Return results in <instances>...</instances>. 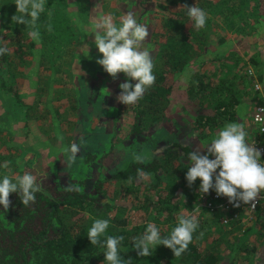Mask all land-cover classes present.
<instances>
[{
    "label": "trees",
    "instance_id": "16d2710c",
    "mask_svg": "<svg viewBox=\"0 0 264 264\" xmlns=\"http://www.w3.org/2000/svg\"><path fill=\"white\" fill-rule=\"evenodd\" d=\"M59 2L60 0H48L46 11L41 14L38 21L41 38L56 22V16L49 15V11L57 8ZM193 5L207 14L206 24L201 29L195 28L184 7ZM166 6L162 10L164 12H159L161 16L157 20L158 28L165 31L163 34L166 39L161 44L162 59L153 62L155 83L136 104L120 103L113 112L109 111L106 116L113 126L110 136L100 134L103 126L92 129L93 135L98 139L108 138L106 143L98 140L95 147H86L81 141L76 142L80 145V151L65 182L55 172L47 177L39 176L36 180L42 190L36 193L35 201L27 206L20 202L19 194H10L8 212L0 209V264H107L104 261V250L91 245L87 238L88 229L97 218L110 220L107 235L124 238L121 256L126 264H228L230 257L235 263L234 259L240 253L250 257L258 254V250L256 253L253 247H246L247 243H231L229 235L235 232L247 237L258 232L261 234L264 227L262 212L255 214L257 217L254 229L236 223L231 228L224 229L223 216L208 217L196 210L200 181L198 178L191 186L186 181L189 162L187 154L194 148L185 138L170 143L162 157H158L156 153L149 158L152 152H142L148 157L145 163L140 164L130 159L131 163L122 170L118 169L124 161L118 158L135 147L138 148L137 153H141L144 149H141L144 147L143 141L146 145L150 142L152 134L148 135L149 130H146L147 117L156 113L154 107L169 101V96L174 91L175 77L178 75L179 79L187 70L212 62L205 61V57L210 48V37L214 34V18L215 21L221 20L220 29L226 33L219 37L217 48L223 49L230 43L227 34L232 31L245 39L264 40V0H166ZM15 13V0H0V38L5 41L12 39L14 42L7 41L9 51L0 55L1 87L19 99L17 88H20L23 80L11 73L17 67L15 61H20L23 66L26 64L25 58L32 53L35 42L29 38L30 29L27 26L12 22L11 17ZM163 34L157 36L164 37ZM237 61L241 62L240 59ZM250 63L259 74L258 80L264 82V51L251 58ZM217 74L213 76L197 73L194 76L189 92H196L203 97L211 93L208 95L216 97L217 102L213 107V114L199 117L191 131L195 134L197 132L196 138L206 144L225 123L242 122L249 133L248 142L251 144L253 140L261 141L252 124L253 108L261 100L260 96L253 93L251 80L247 75L239 76L231 71L226 76H223L224 73ZM211 82L218 83L209 92ZM103 105L104 102L100 107ZM242 106L248 108L244 115L241 113ZM94 109H97L96 104ZM45 112L54 114L59 123L61 117L64 122H68L55 108L45 109ZM71 120L75 128L87 123L82 112L79 117H72ZM55 122L51 120L50 125L55 127ZM78 138L80 135L76 133L71 142ZM125 141L131 144L126 146ZM117 151L118 158L115 157ZM177 164L178 175H175L173 170ZM81 166L85 170L84 174L80 173ZM163 173L174 184L178 180V186L170 180L165 184L163 181L166 177H162ZM146 179L148 183H144ZM151 179H155L154 183H151ZM177 188L178 193L183 190L185 194L179 196L178 203H175ZM113 195H122L125 200L130 198V202L128 205L119 203ZM181 207L187 209L186 213L182 212ZM180 214L195 215L199 221L192 242L180 257H175L167 247L162 251L163 256L161 252L153 251L147 257H140L136 250L131 249L134 240L144 233L148 223L156 224L161 229V234L162 226L169 225V232L165 235L168 236ZM259 227L261 230H258ZM262 255L263 257H259L264 258V253Z\"/></svg>",
    "mask_w": 264,
    "mask_h": 264
},
{
    "label": "rangeland",
    "instance_id": "374dc122",
    "mask_svg": "<svg viewBox=\"0 0 264 264\" xmlns=\"http://www.w3.org/2000/svg\"><path fill=\"white\" fill-rule=\"evenodd\" d=\"M166 8V0H60L57 8L49 11V15L56 16V22L40 42L35 43L32 53L25 58L26 64L23 66L20 61H15L17 67L11 73L23 80L20 88H17L20 98L17 99L14 94L4 90L0 81V165L5 163L8 165L7 168L0 167V176L16 177L28 172L38 178L47 177L55 172L57 177L65 182L70 169L66 163L65 148H70L78 141L86 147L88 145L95 147L98 140L104 143L109 140L98 139L93 135L92 129L103 126L100 134L108 136L112 134L113 126L106 115L110 110L120 106L117 100L121 92L119 85L125 82L126 78L120 73L113 79L96 62L101 54L94 45V36L87 29L91 26V21L100 16L110 15L114 22L119 24L126 12H133L138 22L149 28L146 42L147 47L152 51L153 62L160 61L161 44L166 36L163 34L165 31L161 27L158 28L157 20L164 12L162 10ZM210 17L213 19L212 14ZM213 20L214 34L210 37V48L205 57V61L212 62H205L202 66L197 65L187 70L179 79L177 75L169 101L154 107L156 113L147 117L146 130H149L148 135L152 134V136L148 145L143 141L144 147L141 149H144L140 152H152L149 158L156 153L158 157H162L174 140L185 138L194 149L202 144L196 138L198 133L195 134L191 130L195 128L199 117L213 114L217 98L208 95L211 93L203 97L196 92H189L197 73L213 76L224 73L223 76H226V73L231 71L239 76L246 74L248 76L250 71H254L256 77H259L250 59L264 51V40L260 42L258 38L245 39L232 31L227 34L230 43L223 49L217 48L219 37L226 33L220 29L221 20L215 21V18ZM256 27L258 28L257 25ZM157 34H163L165 38ZM7 41L13 42L12 39ZM86 45L89 50L88 56L84 55L87 52ZM239 59L241 62L237 61ZM245 64L248 66L245 67ZM3 75L7 77V74L3 73ZM217 83L211 82L209 92ZM103 102V107H100ZM94 104L97 109H94ZM53 108L58 110L60 115H64L68 122H64L61 117L59 123L54 114L45 112V109ZM247 110V106H242L241 113L244 115ZM81 112L87 123L85 126L75 128L71 119L79 117ZM51 120L56 121L55 127L50 125ZM75 132L80 138L71 142L76 136ZM125 144L128 146L131 142L125 141ZM145 145L148 146L147 149ZM137 150V147L129 149L120 158L117 157L120 150L117 151L115 157L124 161L121 167H116H119V170L125 168L131 163L130 159H133V154L137 153ZM177 169L178 164L173 170L175 175H178ZM80 173H85L83 166ZM162 177H166V173H163ZM153 180L155 179L150 180L151 183H154ZM169 180L174 184V181L167 177L163 182L166 184ZM145 181L144 183H148V179ZM174 185L178 186V180ZM184 194L183 190L178 193L177 188L174 202L178 203V197ZM112 197L125 205L130 202V198L125 200L122 195ZM186 211L187 209L182 208L183 213ZM162 231L163 236L167 235L169 225H163ZM131 249L135 250L134 247ZM164 249L165 246L160 245L153 251L161 252L163 256ZM243 257L241 255V258ZM243 259L234 260L236 263L249 264L250 258L245 256ZM230 261L233 260L230 258Z\"/></svg>",
    "mask_w": 264,
    "mask_h": 264
},
{
    "label": "clouds",
    "instance_id": "9594fccd",
    "mask_svg": "<svg viewBox=\"0 0 264 264\" xmlns=\"http://www.w3.org/2000/svg\"><path fill=\"white\" fill-rule=\"evenodd\" d=\"M48 0H15L16 13L11 17L17 25H25L30 30L29 38L35 43L41 40L38 21L45 13ZM195 28L201 29L207 20L206 12L193 5L184 6ZM87 31L94 36V45L101 54L97 63L113 79L123 73L125 82L119 85L121 92L117 100L124 105L136 104L144 93L155 83L152 51L147 47L146 38L149 28L138 22L133 12H126L119 24L110 15H103L91 21ZM88 56L89 50L86 45ZM9 51L7 41L0 38V55ZM135 81V83H133ZM248 131L242 122H228L220 127L210 142L200 144L187 154L188 167L186 181L189 186L199 178V192L227 197L229 203L239 207L240 203L252 204L261 192H264V163L261 151L254 143L248 142ZM80 145L73 143L65 148L66 163L71 167L77 159ZM135 162L143 164L148 157L143 153H134ZM7 168V163L0 165ZM146 178V176H145ZM41 186L36 177L28 172L21 176H0V209L8 212L11 193L20 196V202L27 206L36 199ZM109 219L97 218L88 229L87 238L91 245L102 248L107 264H126L121 256L122 236L107 235ZM199 227L195 215L180 214L168 236L161 234V229L154 223H148L144 233L136 238L133 247L140 257L153 254L158 246L170 249L175 257H180L193 240V234Z\"/></svg>",
    "mask_w": 264,
    "mask_h": 264
},
{
    "label": "built area",
    "instance_id": "2783aa9c",
    "mask_svg": "<svg viewBox=\"0 0 264 264\" xmlns=\"http://www.w3.org/2000/svg\"><path fill=\"white\" fill-rule=\"evenodd\" d=\"M249 74L247 77L251 80L250 87L254 94L260 96L261 100L260 104L254 106L252 113L253 130L258 133L261 141L253 140L252 143L261 151V162L264 163V82L258 80L254 71H250ZM195 208L208 217L223 216L222 226L225 229L231 228L235 223L247 226L248 223L254 222L257 212H262L261 216L264 219V192H261L252 204L240 203L239 207H236L233 203H229L227 197H218L214 191L210 190L208 194L200 193Z\"/></svg>",
    "mask_w": 264,
    "mask_h": 264
},
{
    "label": "crops",
    "instance_id": "0c3cea01",
    "mask_svg": "<svg viewBox=\"0 0 264 264\" xmlns=\"http://www.w3.org/2000/svg\"><path fill=\"white\" fill-rule=\"evenodd\" d=\"M247 226H248L249 229H254V227H253L254 226V222L248 223ZM236 227L238 228L239 225H237ZM258 230H261V228L259 227ZM263 230H264V227L261 230V234L258 232L257 234H254L252 236L248 235V237L247 236H240L239 232H235V233L229 235V240L231 241V243L235 244L236 241L238 243L240 242L241 244L244 243V245L247 243L246 247H249V246L253 247V249H256V253H257V250H258V254L257 255H251V257L250 256H246L245 253H240L239 256L237 257V259H243L246 256L247 258H250L249 264H262V259H264V258H260V257H263L262 253H264V235H263ZM237 234H239V235H237ZM225 244L226 243H224V245ZM241 255L244 256V257L241 258ZM242 262H244V259L242 260ZM228 264H245V263H238V262L234 263V261L233 262L229 261Z\"/></svg>",
    "mask_w": 264,
    "mask_h": 264
}]
</instances>
